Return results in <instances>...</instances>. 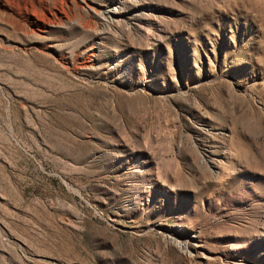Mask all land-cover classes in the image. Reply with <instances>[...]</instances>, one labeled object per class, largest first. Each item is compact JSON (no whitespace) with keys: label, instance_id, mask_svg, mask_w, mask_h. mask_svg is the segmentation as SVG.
Masks as SVG:
<instances>
[{"label":"rangeland","instance_id":"rangeland-1","mask_svg":"<svg viewBox=\"0 0 264 264\" xmlns=\"http://www.w3.org/2000/svg\"><path fill=\"white\" fill-rule=\"evenodd\" d=\"M0 264H264V0H0Z\"/></svg>","mask_w":264,"mask_h":264}]
</instances>
